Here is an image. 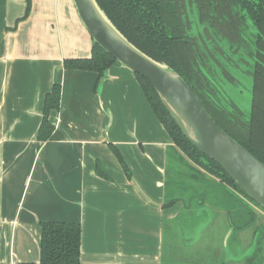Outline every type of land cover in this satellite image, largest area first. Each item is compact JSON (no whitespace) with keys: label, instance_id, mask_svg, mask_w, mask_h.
I'll return each instance as SVG.
<instances>
[{"label":"crops","instance_id":"0c3cea01","mask_svg":"<svg viewBox=\"0 0 264 264\" xmlns=\"http://www.w3.org/2000/svg\"><path fill=\"white\" fill-rule=\"evenodd\" d=\"M25 2L0 0V264H38L40 224L51 221L80 225V264H264V236L251 241L250 231L247 241L248 230L234 231L223 210L163 207L176 173L169 154L185 159L135 75L118 63L100 80L64 69L66 59L89 58L93 45L72 1L31 0L29 16L8 30ZM54 84V130L40 142Z\"/></svg>","mask_w":264,"mask_h":264},{"label":"trees","instance_id":"16d2710c","mask_svg":"<svg viewBox=\"0 0 264 264\" xmlns=\"http://www.w3.org/2000/svg\"><path fill=\"white\" fill-rule=\"evenodd\" d=\"M95 1L116 29L133 46L151 59L166 64L177 73L196 95L212 120L264 165V41L260 36L258 46L262 51L256 55L250 112L247 119L240 118L236 116L240 113L236 107L228 109L222 103L216 104L198 94L192 79L191 67L182 47L185 42L179 26L173 17V13L169 11L162 0ZM232 1L241 11L245 12L253 26L262 34L264 32V0ZM25 3L23 17L16 20L13 29L8 30L14 31L17 24L29 16L31 0H26ZM114 63L115 59L112 56L93 43L89 58L66 59L63 61V68L94 72L100 80ZM135 77L157 120L165 129L174 146L182 153L183 159L188 160V169L191 170L194 167L199 169L197 170L198 175L189 177L190 183L183 185L185 188V191H182L183 195L180 192L178 194L182 198L189 193L187 197L182 198L184 201L182 204L189 207L195 203V206L198 207L201 205L199 200L210 207L221 208L230 215L231 223L236 231L249 223L251 225L255 215L248 203L260 206L245 195L219 165L201 154L187 141L162 105L150 83L138 75ZM60 91V85L54 84L44 96L42 119L36 136L40 142L48 140L54 130L49 115L51 111L59 109ZM110 148L116 155L125 174L130 177L117 150L113 147ZM96 172L99 176L106 177L99 164L96 166ZM173 194L171 199L167 198L163 207L170 208L180 202L176 196V191ZM40 228V261L38 264H80L81 228L78 223L43 222L40 224Z\"/></svg>","mask_w":264,"mask_h":264},{"label":"water","instance_id":"95a60500","mask_svg":"<svg viewBox=\"0 0 264 264\" xmlns=\"http://www.w3.org/2000/svg\"><path fill=\"white\" fill-rule=\"evenodd\" d=\"M71 1L93 43L112 56L115 63L147 80L187 141L219 165L245 195L264 209V165L212 120L177 73L133 46L95 0Z\"/></svg>","mask_w":264,"mask_h":264},{"label":"rangeland","instance_id":"374dc122","mask_svg":"<svg viewBox=\"0 0 264 264\" xmlns=\"http://www.w3.org/2000/svg\"><path fill=\"white\" fill-rule=\"evenodd\" d=\"M162 2L166 5L169 11L173 13V17L175 18L176 23L179 26L180 33L183 37V41L194 46V48L197 49V53L199 54V57L203 59V60L200 59V61L204 64V68H202L203 71H208L209 69L211 71L213 61L215 60V58L220 60L221 63L223 62V60H221L222 56L220 53L221 47L228 48L229 50L232 49L230 51L231 53L230 55H232L231 56V58H233L232 60L238 63L237 64L239 67V69H237L238 74L233 72V70L237 67V65H233L231 62H227L226 61L227 56L225 57L223 64L230 71V73H232V76L234 75L235 78L238 77L237 79L240 83L239 90L241 91V94H238L239 93L238 91L233 90V87H235V85L230 86V84L226 82L224 83L226 86L228 85L227 87L230 88L232 87L230 89L231 97L235 100L238 107L243 111V114L246 117H248L250 112V99H251L250 89L252 85V76L250 75L252 72V68H251L252 59L248 53L252 45L251 41L253 42L254 37L256 36V31L252 27L251 21L248 18L244 19V23L242 24L243 26L240 28L241 35L243 37L241 39V43L237 45L239 47L235 45L232 46L229 44L230 47L229 48L227 44L228 41L225 39L226 34L224 33V32L227 33L229 29L227 28L224 29L223 27L224 25H226L227 21L231 22V26H232V22H234V24L239 23L240 26V20L234 19V17L241 16L239 14L238 7L235 6L232 0H162ZM229 31H232V33H236V31L231 28ZM229 37L232 38V35H229ZM236 40L238 39L236 38ZM182 47L184 48L187 60L191 65V62H194L195 58H193L192 52L190 51L189 46L187 44H184ZM225 54L227 55V53ZM240 59L241 61H239ZM194 73L198 77H200V79L203 82L202 84L204 85L208 84L209 80L202 71L200 73V71L196 69ZM235 89H238V85L237 88L235 87ZM227 102H226V106L229 105L231 107V105ZM236 116L239 117L238 115ZM183 162H184L183 165L186 166L185 169L183 168L182 164L176 161L174 153L169 154L168 171L169 172L172 171L173 173L174 172L176 173H174V176L172 175L171 177H168L169 181L167 185V191H168L167 198L171 199L174 196L173 192L176 191V196L180 199L179 206L181 203H184L183 201L184 197H187V195L189 194L188 193L187 195L183 196L182 199L178 195L179 192L182 194L185 191L183 185L190 183V179L188 178L192 176H197L198 175L197 170H199L195 167L191 170L188 169L189 163L188 160H186V158L185 160H183ZM177 171L179 172L183 171L184 174L177 173ZM173 187H175V189H173ZM195 205H196L195 203L194 205H189V208L191 209L197 208V206ZM248 205L251 206V208H254L253 211L257 213L258 221L256 222V225H259L260 222H262V220L264 219V211H262V209H260L259 207L255 206L253 203H248ZM184 206L188 208L187 205ZM211 208L219 209L216 206ZM215 213L216 216L217 212ZM193 222H197V219L194 217L191 220V223ZM185 225H186L185 229L191 227L188 223H185ZM191 234L192 233H189L187 235L189 236L188 238H191ZM249 235H250V230H248L247 232V241L249 240ZM167 236L169 238V234ZM259 250H260V254L258 255V260L264 262V241H263V245ZM254 260H257V257H255Z\"/></svg>","mask_w":264,"mask_h":264},{"label":"flooded vegetation","instance_id":"af4514ba","mask_svg":"<svg viewBox=\"0 0 264 264\" xmlns=\"http://www.w3.org/2000/svg\"><path fill=\"white\" fill-rule=\"evenodd\" d=\"M239 14L241 16H235L234 19H239L240 20V26H239V23L234 24V22H232V26H231V22L227 21L226 25H224V27H223L224 29L227 28V29L230 30V28H231V29L236 31V33H232V31L228 30L227 31L228 34L226 32H224L226 34L225 39L228 41L227 42L228 47H229V44L232 45V46L233 45L237 46V45H239L241 43V39H242L243 36L241 35L240 28L243 26L242 24L244 23V19L245 18L249 19V17L246 16L245 12L241 11L240 9H239ZM251 24H252V22H251ZM229 26H231V27H229ZM252 27L256 31V36L254 37L253 42L251 41V44L253 45V47L251 45L250 51L248 53L249 56L252 59V65H251L252 72L250 74L252 76V85H251V89H250V93H251L250 105H251L252 92H253V74H254V71H255L256 61H257L256 55H257V53H259V51H262L261 48L258 46L259 36L264 41V32L262 34H260L258 32V30L253 26V24H252ZM229 35H232V38L229 37ZM236 38L238 40H236ZM185 44H187L189 46V49L192 52L193 58H195V61L191 62V65L189 64V66L191 67L192 79H193V81H194V83L196 85V90H197L198 94L203 96V97H205V98H208L209 100H211L212 102H214L216 104L217 103H222L228 109H231L232 107H236L237 109L240 110V113H238L236 115H238L240 118L244 117L245 119H247L248 117H246L243 114V111L238 107V105L235 102V100L231 97L230 89L232 87L231 88L227 87L228 85L226 86L225 83H224V82H226V83L230 84V86L231 85H235L236 88H237V85H238V89H235V87H233V90H236V91L239 92L238 94H241V91L239 90V87H240L239 84L240 83H239V81L237 79L238 77L235 78L234 75L232 76V73H230V71L223 64L224 59H225L226 56H227V58H226L227 62H231L233 65H237L238 64L237 62H234V60H232L233 58H231L232 55H230L231 54L230 51L232 49L229 50L228 48L221 47L222 49L220 48V53H221V56L223 58V59L221 58V60H223V62L221 63L220 60L215 58V60L213 61V65H212L211 71H210V69L208 67H207L209 69L208 71H203L202 68H204V64L200 61V59L201 60H203V59L199 57V54L197 53V49H195L194 46L188 44L187 42H185ZM237 47H239V46H237ZM225 53H227V55ZM239 61H241V59ZM196 69L199 70L200 73L202 71L206 75V77L209 80L207 85L202 84L203 82L200 79V77H198L194 73V71ZM237 69H239L238 65L233 70V72L237 73ZM226 102L229 103L231 105V107L229 105L226 106ZM198 202L201 203V205H199L198 208H202V207L211 208L212 207V206L211 207L208 206V204H206V205L203 204L199 200H198ZM182 205H183V207H185L184 204H182ZM219 209H221V208H219ZM221 210H223V209H221ZM252 210H254V208H252ZM262 211H264V210L262 209ZM223 212L225 214V217L227 216V218H229V223L232 224L230 215L225 210H223ZM253 212H254V215H256V216H254V218L252 220L253 223L251 225L249 223L247 226L243 227L242 229L237 230V231H242V230L246 229V230L252 231L251 238H250L251 241L254 239L256 234H257V237H258L257 239H259L261 236L262 237L264 236V219L262 220V222H260L259 225H256V222L258 221L257 220V213L255 211H253ZM232 226H233V224H232ZM233 230L235 231L234 226H233Z\"/></svg>","mask_w":264,"mask_h":264}]
</instances>
